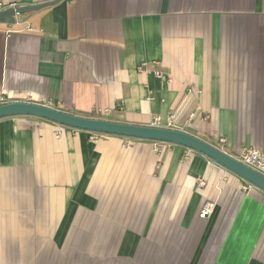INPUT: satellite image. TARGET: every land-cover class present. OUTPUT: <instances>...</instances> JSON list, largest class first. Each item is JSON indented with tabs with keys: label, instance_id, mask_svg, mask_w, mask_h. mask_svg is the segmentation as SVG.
Returning a JSON list of instances; mask_svg holds the SVG:
<instances>
[{
	"label": "crops",
	"instance_id": "obj_1",
	"mask_svg": "<svg viewBox=\"0 0 264 264\" xmlns=\"http://www.w3.org/2000/svg\"><path fill=\"white\" fill-rule=\"evenodd\" d=\"M0 96L162 127L175 113L233 157L264 152V0H61L0 21ZM93 134L0 118V264H264L263 190L184 146Z\"/></svg>",
	"mask_w": 264,
	"mask_h": 264
},
{
	"label": "water",
	"instance_id": "obj_2",
	"mask_svg": "<svg viewBox=\"0 0 264 264\" xmlns=\"http://www.w3.org/2000/svg\"><path fill=\"white\" fill-rule=\"evenodd\" d=\"M61 0H49L34 4H17L0 9V21L15 23L16 17L51 6ZM34 116L57 124L94 133L119 135L131 138L168 142L198 151L209 157L243 180L264 191V174L247 166L223 149L187 131L154 125L113 121L105 118L82 116L54 107L26 102L11 101L0 105V118L8 116Z\"/></svg>",
	"mask_w": 264,
	"mask_h": 264
},
{
	"label": "built area",
	"instance_id": "obj_3",
	"mask_svg": "<svg viewBox=\"0 0 264 264\" xmlns=\"http://www.w3.org/2000/svg\"><path fill=\"white\" fill-rule=\"evenodd\" d=\"M2 7L3 6L0 3V9H3ZM156 73L159 76L161 75L160 71H156ZM3 98H4L3 96H0V102H4ZM175 116H176L175 113H171L169 115L170 120L168 122V125L163 126V127L173 128L172 126H173V123L175 120ZM154 120H155V123L153 125L154 126H160L158 123L161 122V117L157 116L156 119H154ZM92 138H93V140H98L99 133H94ZM220 140L222 142L227 141V139L225 137H221ZM235 158H237L239 161L246 164L247 166L257 170L260 173L262 172V174H264V152L260 151V149L258 147H256V146L245 147L242 149V151L239 153V155ZM199 181H200L201 186H204L206 184L204 179H202V178ZM247 188H248V185L244 186V189H247ZM214 209H215V202L208 199L203 204L199 215H200V217H203V218L209 217L210 215L213 214Z\"/></svg>",
	"mask_w": 264,
	"mask_h": 264
},
{
	"label": "trees",
	"instance_id": "obj_4",
	"mask_svg": "<svg viewBox=\"0 0 264 264\" xmlns=\"http://www.w3.org/2000/svg\"><path fill=\"white\" fill-rule=\"evenodd\" d=\"M23 15H27V14H23ZM22 16V15H21ZM3 104L4 103H7V102H2ZM2 103H0V105L2 104ZM93 117H97V116H93ZM99 118H101V117H99Z\"/></svg>",
	"mask_w": 264,
	"mask_h": 264
}]
</instances>
